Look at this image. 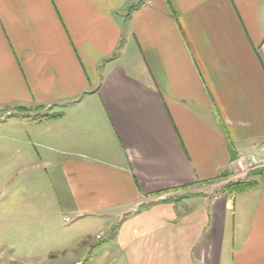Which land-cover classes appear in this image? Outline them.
Wrapping results in <instances>:
<instances>
[{
	"label": "crops",
	"instance_id": "obj_1",
	"mask_svg": "<svg viewBox=\"0 0 264 264\" xmlns=\"http://www.w3.org/2000/svg\"><path fill=\"white\" fill-rule=\"evenodd\" d=\"M14 106L61 208L110 215L97 264H264V172L211 187L264 152V0H0Z\"/></svg>",
	"mask_w": 264,
	"mask_h": 264
},
{
	"label": "rangeland",
	"instance_id": "obj_2",
	"mask_svg": "<svg viewBox=\"0 0 264 264\" xmlns=\"http://www.w3.org/2000/svg\"><path fill=\"white\" fill-rule=\"evenodd\" d=\"M47 110L14 106L0 115V264L104 263L97 258L111 252L113 246L107 235L97 234L105 230L110 215L65 211L61 208L65 197L61 181L46 174L36 158L21 153L30 151L20 141H29V122L43 118L40 114ZM21 116L24 122H20ZM254 173L243 175L235 170L211 187L217 190L229 183L253 182Z\"/></svg>",
	"mask_w": 264,
	"mask_h": 264
},
{
	"label": "built area",
	"instance_id": "obj_3",
	"mask_svg": "<svg viewBox=\"0 0 264 264\" xmlns=\"http://www.w3.org/2000/svg\"><path fill=\"white\" fill-rule=\"evenodd\" d=\"M236 172L249 175L252 172H264V152L253 151L238 157L235 161Z\"/></svg>",
	"mask_w": 264,
	"mask_h": 264
},
{
	"label": "trees",
	"instance_id": "obj_4",
	"mask_svg": "<svg viewBox=\"0 0 264 264\" xmlns=\"http://www.w3.org/2000/svg\"><path fill=\"white\" fill-rule=\"evenodd\" d=\"M141 4V1L136 3V4H131L128 7L127 10V14H126V21H128V19L131 17L132 12ZM59 115H50L48 118L49 119H53L58 117ZM254 182L252 181H239V182H234V183H229L227 185V187L225 189H229V190H241V189H245L248 188L250 186H253Z\"/></svg>",
	"mask_w": 264,
	"mask_h": 264
}]
</instances>
